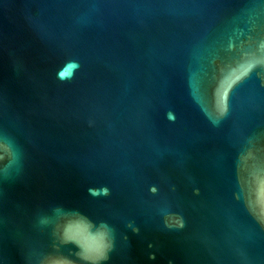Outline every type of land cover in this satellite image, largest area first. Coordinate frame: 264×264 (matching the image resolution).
<instances>
[{
	"label": "water",
	"instance_id": "water-1",
	"mask_svg": "<svg viewBox=\"0 0 264 264\" xmlns=\"http://www.w3.org/2000/svg\"><path fill=\"white\" fill-rule=\"evenodd\" d=\"M0 264H264V0H0Z\"/></svg>",
	"mask_w": 264,
	"mask_h": 264
},
{
	"label": "snow or ice",
	"instance_id": "snow-or-ice-1",
	"mask_svg": "<svg viewBox=\"0 0 264 264\" xmlns=\"http://www.w3.org/2000/svg\"><path fill=\"white\" fill-rule=\"evenodd\" d=\"M64 75H67L66 71L61 73V76H64Z\"/></svg>",
	"mask_w": 264,
	"mask_h": 264
}]
</instances>
